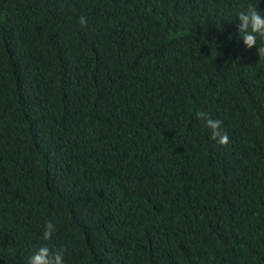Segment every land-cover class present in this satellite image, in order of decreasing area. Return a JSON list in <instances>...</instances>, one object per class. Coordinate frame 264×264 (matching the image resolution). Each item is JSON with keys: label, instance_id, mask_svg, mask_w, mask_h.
<instances>
[{"label": "trees", "instance_id": "trees-1", "mask_svg": "<svg viewBox=\"0 0 264 264\" xmlns=\"http://www.w3.org/2000/svg\"><path fill=\"white\" fill-rule=\"evenodd\" d=\"M250 4L264 13L0 0V264L44 244L65 264H264V58L236 18Z\"/></svg>", "mask_w": 264, "mask_h": 264}, {"label": "clouds", "instance_id": "clouds-1", "mask_svg": "<svg viewBox=\"0 0 264 264\" xmlns=\"http://www.w3.org/2000/svg\"><path fill=\"white\" fill-rule=\"evenodd\" d=\"M239 21L237 25L238 38L243 40L245 48L256 47L259 58H264V45L257 47V37L264 40V13L255 5H248L243 11L237 13ZM78 23L81 27L87 25V18L80 16ZM195 118L203 120L210 130V138L220 145H227L229 137L222 127L220 119H212L203 111L195 112ZM56 225L51 221L46 222L43 231V240L48 241L53 237ZM28 264H65V251L63 249H52L47 244L41 245L29 258Z\"/></svg>", "mask_w": 264, "mask_h": 264}]
</instances>
